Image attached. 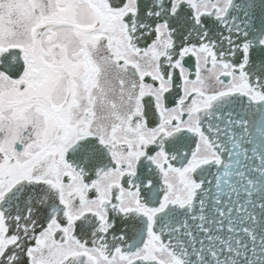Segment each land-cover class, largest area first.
<instances>
[{
  "label": "snow or ice",
  "instance_id": "obj_1",
  "mask_svg": "<svg viewBox=\"0 0 264 264\" xmlns=\"http://www.w3.org/2000/svg\"><path fill=\"white\" fill-rule=\"evenodd\" d=\"M0 264H264V0H0Z\"/></svg>",
  "mask_w": 264,
  "mask_h": 264
}]
</instances>
